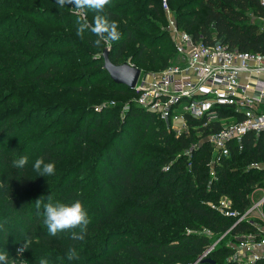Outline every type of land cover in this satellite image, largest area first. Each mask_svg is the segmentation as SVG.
I'll return each instance as SVG.
<instances>
[{
  "label": "trees",
  "instance_id": "obj_1",
  "mask_svg": "<svg viewBox=\"0 0 264 264\" xmlns=\"http://www.w3.org/2000/svg\"><path fill=\"white\" fill-rule=\"evenodd\" d=\"M46 1L0 0V12H6L0 15V252L9 255L30 241L35 253L28 264L41 258L49 264H184L223 234L233 240L253 232L249 221L233 224L249 207L252 190L264 188V168L250 166L264 162V131L243 135L241 149L228 144L226 156L213 155L204 140L185 155L220 123L177 137L168 132L155 114L131 101L132 90L110 80L102 54L90 56L97 37L90 31L77 36V15L56 13L40 4ZM126 1L111 0L105 7L122 33L107 46L109 61L143 72L165 68L174 51L158 27L164 18L161 0ZM166 3L177 28L194 40L264 55V27L249 20V14L263 17L256 0ZM86 14L91 23L94 11ZM69 70L80 73L61 77ZM95 75L104 76L99 85L120 104L100 112L80 105L98 83L84 77ZM25 155L28 161L54 162V174L43 177L33 170L32 175L27 164L14 167L13 160ZM48 196L53 202H82L90 219L82 241L72 239L69 230L49 235L43 224ZM222 196L237 216L208 205ZM261 211L264 216V202ZM70 247L79 259L66 258ZM231 254L230 246L221 245L207 257L228 264L223 260ZM254 264H264V258Z\"/></svg>",
  "mask_w": 264,
  "mask_h": 264
},
{
  "label": "built area",
  "instance_id": "obj_2",
  "mask_svg": "<svg viewBox=\"0 0 264 264\" xmlns=\"http://www.w3.org/2000/svg\"><path fill=\"white\" fill-rule=\"evenodd\" d=\"M256 1L263 11L261 19L264 21V0ZM161 5L174 60L156 72L139 69L131 101L142 110L155 114L166 125V130L176 137L220 123L217 130L191 144L184 152L187 156L202 140L211 145L213 155L226 156L230 143L241 149L243 135L264 131V55L230 49L219 42L196 41L177 28L166 0H162ZM126 108L127 103L122 112ZM188 120L199 124L189 125ZM250 166L262 168L258 163ZM256 194L258 197L253 198ZM250 199L249 207L233 225L241 220L249 221L255 230L236 235L233 243L227 244L232 248V264H254L264 258V216L261 211L264 188L256 186ZM208 205L224 216H237L224 196L216 205ZM251 213L257 214L253 217ZM210 250L207 248L192 261L193 264L206 258ZM21 252L22 248L18 247L16 255Z\"/></svg>",
  "mask_w": 264,
  "mask_h": 264
},
{
  "label": "clouds",
  "instance_id": "obj_3",
  "mask_svg": "<svg viewBox=\"0 0 264 264\" xmlns=\"http://www.w3.org/2000/svg\"><path fill=\"white\" fill-rule=\"evenodd\" d=\"M56 2L61 8L65 7L66 4L74 5L72 9L78 17L76 30L78 37L83 38L85 32L90 31L97 37L94 44L98 47L102 43L110 45L111 42L121 39L122 33L118 30V23L115 20H110L105 12V7L110 5L111 0H56ZM86 10H92L95 13L91 23L87 18ZM12 163L16 168H23L28 163V156L15 159ZM55 168L54 162H45L43 157L37 158L33 165V170L38 173V176L43 177L53 175ZM47 199L48 202L44 204L43 224L46 226L49 235L56 236L60 232L69 230L72 239L82 241L90 223L88 212L82 202L79 199L71 203L53 202L51 196H48ZM40 205L41 199L36 200L37 208ZM24 249L26 248L24 247ZM66 258L70 261L79 259L77 249L70 247ZM0 264H10L7 251L0 252ZM39 264H49V260L41 258Z\"/></svg>",
  "mask_w": 264,
  "mask_h": 264
},
{
  "label": "rangeland",
  "instance_id": "obj_4",
  "mask_svg": "<svg viewBox=\"0 0 264 264\" xmlns=\"http://www.w3.org/2000/svg\"><path fill=\"white\" fill-rule=\"evenodd\" d=\"M157 1V0H156ZM160 1V0H159ZM134 2H136V4L137 5H139V2H141V0H127L126 1V5H132ZM161 3H162V0H161ZM41 5H45V6H47L50 10H52V11H56V13H64L65 11H67V12H72V13H74L73 12V9H72V7H74V5H70V4H66L65 5V7H63V8H61V7H59L58 5H57V2H56V0H48V1H46L45 3H40ZM139 7V6H138ZM160 8H161V10L163 11V9H162V5L160 6ZM138 9V8H137ZM141 11H143V10H141ZM91 12H93L92 10H91ZM4 13H6V12H0V15H3ZM56 13L54 12V14L56 15ZM145 15L147 16V17H150V15H149V13L148 12H145ZM163 15H164V18H163V22L162 23H158V25H160V26H158V27H160V29H162V30H165L166 31V17H165V14L163 13ZM59 16V15H58ZM46 16H44L43 18H41L42 20H48V19H46L45 18ZM249 20L250 21H252V22H255V23H259L261 26H263L264 27V21L262 20V19H260V18H257V17H252L250 14H249ZM66 23V22H65ZM38 25H41L40 23L38 24ZM56 31H57V34L59 33V32H61V29L60 28H56ZM167 32V31H166ZM107 46L108 45H104L103 43H102V45H101V52H99L98 50V48H100V46L99 47H94L93 49H91L90 51H89V54H90V56H93V57H99L101 54H102V52L104 51V50H107ZM80 54H82V53H80ZM172 61L174 60V59H171ZM171 61V62H172ZM78 73H80V72H78V71H74V70H69V71H67L66 72V74H64V75H61V77H68V76H70V75H73V74H78ZM104 76H101V75H99V76H96L95 75V77L94 78H92V76L91 77H84V79H88V78H90L91 79V81H92V79H94V81L93 82H98L97 84H95L94 86H92V88L89 90V95H91L89 98H86V100H77L79 103H80V105H83V106H88L89 105V107H91V109L93 110V111H95V112H100L101 110H103L104 108H106V107H108V106H111V101L112 102H114V104L116 105V104H120V101L121 100H117L116 98H113V99H111L110 97H109V93H107V92H105V91H103L102 90V87H101V85H99V82H100V80L103 78ZM102 83H105V82H102ZM106 96V97H105ZM73 101H75V100H73ZM113 104V105H114ZM120 113H122V110H121V112ZM34 160H31L30 159V161H28V163H27V166L29 167V168H31V173H32V175H34L35 174V172H33V165H34ZM262 168H264V162H260V163H258ZM256 197H258V194H256V195H253V198H256ZM255 215L256 216V214L257 213H251L250 214V216L251 215ZM254 215H253V217H254ZM253 220V219H252ZM202 231L203 232H205L207 235H210V233L207 231V230H204V229H202ZM233 240L230 238V237H228V236H225V234H223V235H221L220 237H218V238H216L213 242H212V244L209 246L211 249H215V248H217V247H219V246H221V245H227L228 243L230 244V243H233L232 242ZM33 243L34 242H30V241H28V242H23V243H19V245H20V248H22V252L20 253V255L19 256H17L16 255V249L19 247H16L15 248V250H11V252H10V254L8 255V260L10 261V264H28L27 263V261H28V259L30 258V256H32L35 252L31 249V248H35L34 246H33ZM24 247L26 248V249H24ZM223 262H227L228 264H232V257H231V255L230 256H227L226 258H224V260H223ZM184 264H193V262H191V263H184ZM197 264H201V262H198Z\"/></svg>",
  "mask_w": 264,
  "mask_h": 264
},
{
  "label": "water",
  "instance_id": "obj_5",
  "mask_svg": "<svg viewBox=\"0 0 264 264\" xmlns=\"http://www.w3.org/2000/svg\"><path fill=\"white\" fill-rule=\"evenodd\" d=\"M102 68L108 74L113 83L122 84L128 89L134 91V85L140 72L137 67L128 63H122L119 65L112 64L108 59L107 50H104L102 53ZM200 262L201 264H213V261L209 257L201 259Z\"/></svg>",
  "mask_w": 264,
  "mask_h": 264
}]
</instances>
